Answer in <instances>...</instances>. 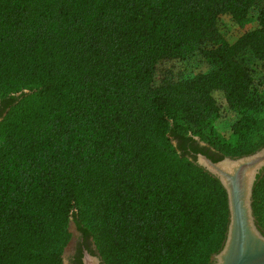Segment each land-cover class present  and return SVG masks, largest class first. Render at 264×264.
<instances>
[{
  "label": "trees",
  "instance_id": "trees-1",
  "mask_svg": "<svg viewBox=\"0 0 264 264\" xmlns=\"http://www.w3.org/2000/svg\"><path fill=\"white\" fill-rule=\"evenodd\" d=\"M253 9L228 42L220 16ZM195 53L210 68H171ZM257 60L264 0H0V264H64L71 221L106 264H212L227 192L180 141L257 150L253 115L230 140L203 132L221 99L264 108Z\"/></svg>",
  "mask_w": 264,
  "mask_h": 264
},
{
  "label": "water",
  "instance_id": "water-1",
  "mask_svg": "<svg viewBox=\"0 0 264 264\" xmlns=\"http://www.w3.org/2000/svg\"><path fill=\"white\" fill-rule=\"evenodd\" d=\"M195 138L200 140L198 136ZM196 162L220 180L228 196L226 238L222 248L214 254V264H264V232L255 221L252 207L254 185L264 169V145L252 153L224 156L217 161L197 153ZM75 245L76 242L65 260L73 256ZM92 248L94 253L84 249L83 264H103L96 246Z\"/></svg>",
  "mask_w": 264,
  "mask_h": 264
},
{
  "label": "rangeland",
  "instance_id": "rangeland-1",
  "mask_svg": "<svg viewBox=\"0 0 264 264\" xmlns=\"http://www.w3.org/2000/svg\"><path fill=\"white\" fill-rule=\"evenodd\" d=\"M257 25V12L256 10H251L247 19L242 23H237L227 14L221 15L219 19V28L224 38L230 42L234 43L242 34H244L247 30L255 27ZM211 62L203 57L200 53H195L189 56L184 62L176 63L171 68L178 73H186V74H195L200 71H206L210 68ZM252 76H253V89L256 96H259L264 101V61L257 60L252 66ZM222 104L221 110L214 114L209 121L204 125L203 132L208 137L210 135H216L219 139L222 140H230L232 137V124L240 118L244 114L253 115L257 121V130L253 134V138H257L253 145L249 147H245V150H251L253 147L260 148L264 145V108L259 111H250V110H242V109H234L231 110L226 106V103L223 99L220 100ZM200 138V136H198ZM203 144L207 146L210 150L215 152L214 148L210 147L207 141L200 138ZM176 144L177 140L174 141ZM257 144V145H256ZM257 148V149H258ZM251 153V152H250ZM248 154V153H247ZM230 156V155H226ZM259 179L257 178L256 182L261 181V184L258 185L257 190L255 192L256 182L253 189L252 196V207L253 214L255 216V221L258 227L264 232V169L260 172ZM229 221V220H228ZM228 226V224H227ZM218 235L214 240V248L213 252L210 256V261L214 264V254L217 253L223 246L227 228L222 227L218 231ZM67 241L65 245L62 247L63 252V261L64 257L67 255V252L72 250L73 244L79 240V230L76 227L74 221H71L67 230ZM89 241L92 242V246L96 243L93 237L88 238ZM91 239V240H90ZM76 246V245H75ZM96 251L100 255L103 260V264H106L102 255L100 254L97 246ZM66 264H70V257H67L65 260Z\"/></svg>",
  "mask_w": 264,
  "mask_h": 264
},
{
  "label": "flooded vegetation",
  "instance_id": "flooded-vegetation-1",
  "mask_svg": "<svg viewBox=\"0 0 264 264\" xmlns=\"http://www.w3.org/2000/svg\"><path fill=\"white\" fill-rule=\"evenodd\" d=\"M5 107L0 101V118L4 114ZM194 141H183L181 140L182 150L188 154V156L192 158H196L197 153H203L212 159H216L215 156L212 155L213 152H207V146L201 143V140H198L193 136ZM200 150V151H198ZM79 240L75 246V253L70 258V264H83L82 257L84 253V249H88L89 252L94 253L92 248V242L89 239H85L81 232H79ZM91 240V239H90Z\"/></svg>",
  "mask_w": 264,
  "mask_h": 264
}]
</instances>
